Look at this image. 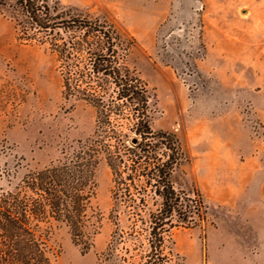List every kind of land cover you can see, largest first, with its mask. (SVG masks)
<instances>
[{"label":"rangeland","instance_id":"obj_1","mask_svg":"<svg viewBox=\"0 0 264 264\" xmlns=\"http://www.w3.org/2000/svg\"><path fill=\"white\" fill-rule=\"evenodd\" d=\"M47 2L64 18L106 22L134 38L127 62L153 96L152 128L173 132L186 157L175 186L207 206L206 221L171 231L183 264H264V235L252 225L264 212L251 204L264 188V0ZM23 25L0 6V192L95 127L92 107L62 97L43 33L32 38ZM96 180L101 221L91 248L83 253L54 226L52 264H124L121 246L109 248L113 183L104 162Z\"/></svg>","mask_w":264,"mask_h":264},{"label":"trees","instance_id":"obj_2","mask_svg":"<svg viewBox=\"0 0 264 264\" xmlns=\"http://www.w3.org/2000/svg\"><path fill=\"white\" fill-rule=\"evenodd\" d=\"M0 6L24 20L30 37L43 33L59 62L62 97L95 110L91 136L66 144L56 160L0 192V264H52L54 226H64L88 252L101 221L93 202L102 162L113 183L111 252L121 246L124 264H183L171 231L206 221L207 206L198 192L175 186L186 157L173 132L152 128L153 96L127 62L134 38L106 22L64 18L47 0H0Z\"/></svg>","mask_w":264,"mask_h":264},{"label":"crops","instance_id":"obj_3","mask_svg":"<svg viewBox=\"0 0 264 264\" xmlns=\"http://www.w3.org/2000/svg\"><path fill=\"white\" fill-rule=\"evenodd\" d=\"M251 201L253 207H261V210L264 212V188H259L258 194ZM252 225L254 226V229L258 231V234L264 235V221L257 220L254 221Z\"/></svg>","mask_w":264,"mask_h":264},{"label":"water","instance_id":"obj_4","mask_svg":"<svg viewBox=\"0 0 264 264\" xmlns=\"http://www.w3.org/2000/svg\"><path fill=\"white\" fill-rule=\"evenodd\" d=\"M137 141H138V139H137L136 137H133L132 140H131V143H132V144H136Z\"/></svg>","mask_w":264,"mask_h":264}]
</instances>
